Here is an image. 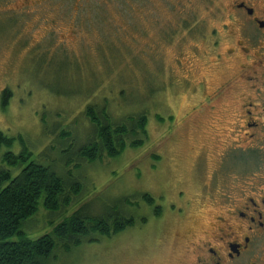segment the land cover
<instances>
[{
  "label": "rangeland",
  "instance_id": "374dc122",
  "mask_svg": "<svg viewBox=\"0 0 264 264\" xmlns=\"http://www.w3.org/2000/svg\"><path fill=\"white\" fill-rule=\"evenodd\" d=\"M228 2L40 0L18 8L0 0V94L6 88L13 92L8 107L0 108V129L23 138H16L13 151L25 146L32 159L71 170L73 165L63 163L74 156L77 161L75 152L85 136H93L85 111L88 104L98 103L119 124L131 126L135 118L130 117L145 114L146 131L129 135V143L136 138L141 144L128 146L118 157L104 154L92 163L78 159L83 165H74L72 178L82 180L84 188L72 206L86 203L89 211L103 214L126 194L137 195L142 210L149 212L141 195L151 194L155 184L175 177L189 185L201 151L207 168L214 165L227 115L203 105L204 110L190 108L240 74L238 63L217 60L231 44L223 40L228 26H234ZM6 151L5 146L0 149V166ZM237 160L249 158L239 154ZM237 169L240 176L243 169ZM72 206L57 213L40 207L25 222V235L50 232ZM129 210L136 217L134 226L63 249L53 264H148L153 258L173 264L185 239L167 232L175 224L168 219L165 227L152 220L137 226V207Z\"/></svg>",
  "mask_w": 264,
  "mask_h": 264
},
{
  "label": "flooded vegetation",
  "instance_id": "af4514ba",
  "mask_svg": "<svg viewBox=\"0 0 264 264\" xmlns=\"http://www.w3.org/2000/svg\"><path fill=\"white\" fill-rule=\"evenodd\" d=\"M8 1L18 8L40 2ZM227 10L236 30L228 26L223 40L231 44L217 60L238 63L240 74L190 108L204 110L203 105L227 112L214 165L207 168V155L201 151L189 185L175 177L162 186L155 184L151 215L137 222L141 226L159 221L155 223L162 226L169 219L175 224V230L167 232L176 231L177 238L185 239L173 264H264V0H229ZM239 154L249 160L238 163ZM237 168L243 169L240 176ZM157 187L162 191L155 192ZM148 264L162 263L153 258Z\"/></svg>",
  "mask_w": 264,
  "mask_h": 264
},
{
  "label": "trees",
  "instance_id": "16d2710c",
  "mask_svg": "<svg viewBox=\"0 0 264 264\" xmlns=\"http://www.w3.org/2000/svg\"><path fill=\"white\" fill-rule=\"evenodd\" d=\"M12 96L13 92L9 88L4 89L3 108L8 107ZM97 104H88L85 111L92 124L93 136L86 138L84 135L85 143L75 152L77 161L73 160L74 156L66 164L63 163L66 167L73 165L68 167L71 170L58 166L60 172L55 165L32 159L33 152L25 146L18 152L13 151L16 138H23L21 135L10 136L0 129V149L4 146L7 148L1 157L3 166H0V264H53L63 249L70 251L84 241L98 240V236H112L134 226L136 217L130 214V206L137 207V222L140 216L150 217L151 210H142L143 204L138 201L137 195L125 194L116 198L108 212L103 214L89 211L84 206L86 203L76 208L72 206L79 201L77 197L84 188L82 180L72 178L74 165L82 164L79 161L81 159L95 162L104 154L118 157L128 146L137 147L141 144V140L136 138L129 143V135L146 131L145 114L137 113V117H130L135 118L131 126L130 122L119 124L105 108H98ZM130 118L126 116L125 120ZM72 133L59 136L66 138ZM54 144L57 143L54 141ZM15 169H18L16 174L13 171ZM141 197L150 208L153 200L151 194L145 192ZM64 206H72V212L56 222L50 232L36 237L25 235L22 229L25 222L37 215L40 207L48 213H57ZM139 211L144 215H140ZM16 235H22L21 239H12Z\"/></svg>",
  "mask_w": 264,
  "mask_h": 264
}]
</instances>
